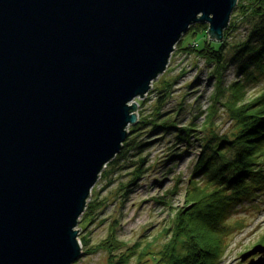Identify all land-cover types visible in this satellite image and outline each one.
<instances>
[{
    "label": "water",
    "instance_id": "1",
    "mask_svg": "<svg viewBox=\"0 0 264 264\" xmlns=\"http://www.w3.org/2000/svg\"><path fill=\"white\" fill-rule=\"evenodd\" d=\"M237 3L0 0V264L77 261L76 226L137 99L191 25L222 42ZM247 259L264 264V244Z\"/></svg>",
    "mask_w": 264,
    "mask_h": 264
},
{
    "label": "rangeland",
    "instance_id": "2",
    "mask_svg": "<svg viewBox=\"0 0 264 264\" xmlns=\"http://www.w3.org/2000/svg\"><path fill=\"white\" fill-rule=\"evenodd\" d=\"M233 21L237 26L224 34L228 42L242 40L250 27V23L237 13ZM202 24L208 27L207 23ZM205 39L208 37L200 31L195 34L187 31L182 35L166 70L152 82L148 97L137 99L138 104L142 102L138 106L139 115L145 118L146 123L134 130L133 143L143 141L146 146L142 151L130 150L129 162L117 160L103 169L106 171L103 175L108 173L98 178L88 200L96 209L89 219L79 220L76 226L79 228L78 240L84 245L81 256L73 264H111L108 252L94 247L114 231L116 244L122 245L116 254L133 253L129 257L130 263H135L145 251L159 250L167 240L165 227L171 225L177 207L186 204L188 178L200 152L202 136L210 130L224 134L233 130V119L222 103L236 101V87L230 85L237 80L242 82L244 75L230 64L222 72L223 85L217 87L211 75L214 65L194 50L181 49L189 44L195 46V50L201 49ZM210 42L212 45L218 43ZM224 50L229 59L228 46ZM167 82L169 93L165 95L163 86ZM243 84L237 105L258 97L264 90V77ZM157 106L160 107L159 116L154 115ZM153 117H160L158 122L169 117L179 126L192 123L195 137L190 138V144L175 145L172 133H163L153 127L150 123L155 120ZM174 152L181 153V156L167 160ZM140 157L146 158L141 168L143 171L136 181H132V173ZM238 207L230 217L229 222L235 224V229L228 237V245L219 264H246L248 259L240 261V254L255 244H264V196ZM149 256L143 255L140 259Z\"/></svg>",
    "mask_w": 264,
    "mask_h": 264
},
{
    "label": "trees",
    "instance_id": "3",
    "mask_svg": "<svg viewBox=\"0 0 264 264\" xmlns=\"http://www.w3.org/2000/svg\"><path fill=\"white\" fill-rule=\"evenodd\" d=\"M236 13L250 23L242 40L228 42L226 36V39L215 45L205 39L201 49L195 50L191 44L181 48L196 51L209 64L214 65L211 75L217 87L223 85L222 72L230 64L244 75L242 82L237 80L230 85L236 87V101L222 103L233 119V130L229 134L210 130L202 136L200 152L188 178L186 204L177 207L171 225L165 227L167 240L162 247L156 252L145 251L135 263H130L129 257L133 253L127 251L122 255L116 254L122 245L116 244L114 231L94 247L95 250L104 248L110 256L111 264H219L228 245V237L235 229V224L229 222L230 217L238 210V206L264 196V90L254 101L236 104L241 100L239 94L243 91L245 81H257L264 77V0H238L225 35L237 26L233 21ZM206 28L205 24L198 23L191 25L188 31L193 34L200 31L207 36ZM226 46L231 54L229 59L224 50ZM168 85L167 82L163 86L165 95L169 93ZM155 110L154 115H161L160 107L157 106ZM153 118L155 120L150 121L153 127L163 133H172L175 145L183 142L190 144L195 131L192 123L179 126L177 121L169 117L159 122L157 120L160 117ZM144 123L145 118L139 115L138 122L129 127V135L121 151L106 167L115 164L117 160L125 159L129 162L132 149H137V152L143 150L146 143H133V135L134 130ZM180 156L181 153L174 152L167 160H175L173 157ZM144 160L145 157H140L136 162L132 181L141 176ZM95 209L96 206L88 201L80 221L89 219ZM143 255L150 256L142 260L140 258Z\"/></svg>",
    "mask_w": 264,
    "mask_h": 264
},
{
    "label": "built area",
    "instance_id": "4",
    "mask_svg": "<svg viewBox=\"0 0 264 264\" xmlns=\"http://www.w3.org/2000/svg\"><path fill=\"white\" fill-rule=\"evenodd\" d=\"M195 44H196V42H195ZM175 48H176V46H175ZM175 48H174V49H175ZM169 63H170V61H169ZM148 94H149V92L146 94L147 97H148Z\"/></svg>",
    "mask_w": 264,
    "mask_h": 264
},
{
    "label": "bare ground",
    "instance_id": "5",
    "mask_svg": "<svg viewBox=\"0 0 264 264\" xmlns=\"http://www.w3.org/2000/svg\"><path fill=\"white\" fill-rule=\"evenodd\" d=\"M171 58V57H170ZM131 126V125H130ZM93 188H94V186L92 187V189H91V194H92V190H93ZM91 196V195H90Z\"/></svg>",
    "mask_w": 264,
    "mask_h": 264
},
{
    "label": "flooded vegetation",
    "instance_id": "6",
    "mask_svg": "<svg viewBox=\"0 0 264 264\" xmlns=\"http://www.w3.org/2000/svg\"><path fill=\"white\" fill-rule=\"evenodd\" d=\"M257 256H258V254H256V255L254 254V255H253V257H257Z\"/></svg>",
    "mask_w": 264,
    "mask_h": 264
}]
</instances>
